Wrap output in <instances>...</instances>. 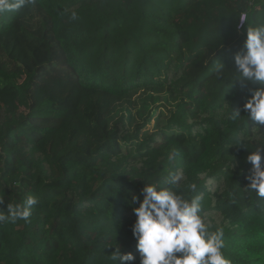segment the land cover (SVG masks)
<instances>
[{
	"label": "trees",
	"instance_id": "1",
	"mask_svg": "<svg viewBox=\"0 0 264 264\" xmlns=\"http://www.w3.org/2000/svg\"><path fill=\"white\" fill-rule=\"evenodd\" d=\"M260 24L264 0H36L0 15V212L39 201L28 222L0 223V264H120L115 249L139 264L132 195L144 184L199 197L231 264H264V198L235 146L253 134L249 93L225 58ZM44 78L54 90L39 97ZM94 94L104 112L84 145L75 132Z\"/></svg>",
	"mask_w": 264,
	"mask_h": 264
},
{
	"label": "clouds",
	"instance_id": "2",
	"mask_svg": "<svg viewBox=\"0 0 264 264\" xmlns=\"http://www.w3.org/2000/svg\"><path fill=\"white\" fill-rule=\"evenodd\" d=\"M36 0H0V15L17 11L27 6H34ZM71 19H77L72 11ZM248 14L240 15L236 30L244 29ZM226 60L234 63L238 74L235 82L249 95L243 104L247 122L252 124L251 136H241L235 142L238 149L248 151L244 162L250 164L248 188L260 198H264V24L247 26L242 48L227 51ZM260 87L249 88L250 84ZM235 116L240 117L239 110ZM254 148L248 150V144ZM186 180L183 171L176 172L171 178V185L179 187ZM209 183L213 181L209 180ZM196 184L189 185L195 192ZM39 201L29 196L23 204L7 205L8 214L0 212V223L28 222L32 208ZM132 213L135 220L131 232L136 240L139 264H231L224 255L223 229L210 231L211 224L200 215L199 197L185 198L171 188H158L153 184H144L139 194L132 195ZM0 204L3 200L0 199ZM138 205V206H137ZM112 260L120 264H132L136 260L133 253H121L120 249L112 252Z\"/></svg>",
	"mask_w": 264,
	"mask_h": 264
},
{
	"label": "rangeland",
	"instance_id": "3",
	"mask_svg": "<svg viewBox=\"0 0 264 264\" xmlns=\"http://www.w3.org/2000/svg\"><path fill=\"white\" fill-rule=\"evenodd\" d=\"M50 83H52V81H49L45 78L42 79L35 95L43 97L44 94L53 93L54 88H52ZM104 101H106L104 96L95 94L89 95L84 100L82 105V121L75 132L77 137H79L80 141H82L84 145L95 139V136L98 132V119L104 112Z\"/></svg>",
	"mask_w": 264,
	"mask_h": 264
},
{
	"label": "built area",
	"instance_id": "4",
	"mask_svg": "<svg viewBox=\"0 0 264 264\" xmlns=\"http://www.w3.org/2000/svg\"><path fill=\"white\" fill-rule=\"evenodd\" d=\"M239 23H240V18H239Z\"/></svg>",
	"mask_w": 264,
	"mask_h": 264
}]
</instances>
